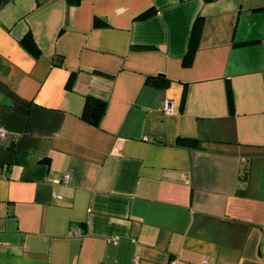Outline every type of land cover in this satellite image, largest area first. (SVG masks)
Segmentation results:
<instances>
[{
	"label": "crops",
	"instance_id": "obj_1",
	"mask_svg": "<svg viewBox=\"0 0 264 264\" xmlns=\"http://www.w3.org/2000/svg\"><path fill=\"white\" fill-rule=\"evenodd\" d=\"M0 128V264H264V0H0Z\"/></svg>",
	"mask_w": 264,
	"mask_h": 264
},
{
	"label": "trees",
	"instance_id": "obj_2",
	"mask_svg": "<svg viewBox=\"0 0 264 264\" xmlns=\"http://www.w3.org/2000/svg\"><path fill=\"white\" fill-rule=\"evenodd\" d=\"M147 13L144 12L142 14L139 15V17H144L146 16ZM95 25L98 23V21L95 19ZM197 29V23L195 22L193 25V29H192V34L189 40V46H188V50L187 53L184 57V60L188 63V59L192 54L193 51V47H192V41L194 39L195 36V30ZM21 45L33 56L36 57L39 54V48L36 46L33 38L30 36V34H26L20 41ZM72 75L69 77L68 79V86L71 84L72 81ZM146 83L152 87L155 88H165L167 87V85L169 84V80L163 76L158 77V76H150L146 79ZM105 109H106V103L105 101L98 99V98H94L91 96H87L84 99V104H83V108H82V112H81V119L86 121L87 123L93 125V126H97L103 116V114L105 113ZM178 141L181 144H187L186 142L189 141L191 143H196V140H188L185 138H179Z\"/></svg>",
	"mask_w": 264,
	"mask_h": 264
},
{
	"label": "built area",
	"instance_id": "obj_3",
	"mask_svg": "<svg viewBox=\"0 0 264 264\" xmlns=\"http://www.w3.org/2000/svg\"><path fill=\"white\" fill-rule=\"evenodd\" d=\"M163 109L168 112L169 111V103L167 101L163 102ZM6 132V130L4 128H0V135H4ZM68 179V174L65 173L62 178H61V182H66ZM75 233H77L78 231H74Z\"/></svg>",
	"mask_w": 264,
	"mask_h": 264
}]
</instances>
